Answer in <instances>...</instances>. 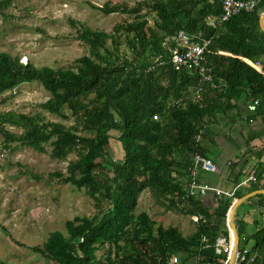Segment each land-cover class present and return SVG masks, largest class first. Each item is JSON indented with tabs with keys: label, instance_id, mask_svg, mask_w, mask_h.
Instances as JSON below:
<instances>
[{
	"label": "trees",
	"instance_id": "obj_1",
	"mask_svg": "<svg viewBox=\"0 0 264 264\" xmlns=\"http://www.w3.org/2000/svg\"><path fill=\"white\" fill-rule=\"evenodd\" d=\"M221 1L90 5L104 14L132 15L133 20L116 25L111 33L70 21L76 26L75 38L87 50L72 68H37L0 52V94L37 82L50 94L39 108L73 121L65 125L45 120L40 113L0 112L2 146L14 149L11 143H16L45 153L48 144L50 156L58 160L77 150L78 157L68 163L65 174L50 176L83 189L97 209L92 216L66 220L65 233L51 231L42 245L31 247L50 264H164L170 254L181 257L182 264L188 259L193 264L224 263L226 253L218 254L215 243L220 236L228 237L227 212L244 193L210 202L204 197L184 198L183 183L192 156L208 158V138L215 124L242 117L243 111L251 118L264 115V32L259 26L264 0L252 12L210 25L207 17L218 20ZM9 3L0 0L1 16ZM143 8L155 13L153 25L141 13ZM178 31L195 42H209L204 53L209 80L196 69H176L170 62L169 47ZM118 35L126 37L127 51H120ZM141 57L143 62L136 63ZM244 59L259 61L262 72ZM254 100L258 103L249 110ZM7 126L20 133L9 132ZM110 131L118 133L121 160L108 149ZM144 190L167 201V208L197 217L195 230L184 236L176 227L157 226L146 212L136 214ZM236 229L239 246L253 240L258 264H264V228L249 235L238 219Z\"/></svg>",
	"mask_w": 264,
	"mask_h": 264
},
{
	"label": "rangeland",
	"instance_id": "obj_2",
	"mask_svg": "<svg viewBox=\"0 0 264 264\" xmlns=\"http://www.w3.org/2000/svg\"><path fill=\"white\" fill-rule=\"evenodd\" d=\"M107 1L127 2L133 6L141 0H10L3 8L4 15H0V52L17 56L20 62L28 61L37 68H72L73 61L87 50L75 38L76 26L70 21L111 33L116 25L133 20L132 15L104 14L90 6L100 7ZM141 13L153 25L155 13L146 8ZM117 38L120 51H127L126 37L118 35ZM128 57L133 56L128 53ZM143 59H137L136 63H142ZM49 97L39 83H21L0 94V112L40 113L45 120L72 125L71 118H62L39 108V104ZM228 119L220 120L214 128L224 131ZM7 130L20 133V129L13 126H7ZM110 135L108 149L111 156L121 160L118 133L110 131ZM4 138L0 133V261L6 264H50L31 247L42 245L51 231L65 233L66 220L75 216H92L97 211L94 201L83 189L50 176L54 172L65 174L68 163L77 159V150L65 160H58L50 156L48 144L45 153L16 143H11L14 149H5L2 146ZM27 169L29 173L25 172ZM167 203L144 190L139 195L135 213L146 212L157 226H173L184 236L191 234L195 230L193 217L167 208ZM253 244L250 240L246 246L252 248ZM187 264H193V259H188Z\"/></svg>",
	"mask_w": 264,
	"mask_h": 264
},
{
	"label": "crops",
	"instance_id": "obj_3",
	"mask_svg": "<svg viewBox=\"0 0 264 264\" xmlns=\"http://www.w3.org/2000/svg\"><path fill=\"white\" fill-rule=\"evenodd\" d=\"M242 114V117L229 118L224 131L212 127L207 155L216 166L217 173L201 171L200 180L230 191L241 176L256 174L255 183L237 191L249 197L236 208L233 217L235 226L238 219L242 220L247 234L251 235L264 228V115L251 118L247 116L250 112L243 111ZM204 198L209 202L216 199L211 193Z\"/></svg>",
	"mask_w": 264,
	"mask_h": 264
},
{
	"label": "built area",
	"instance_id": "obj_4",
	"mask_svg": "<svg viewBox=\"0 0 264 264\" xmlns=\"http://www.w3.org/2000/svg\"><path fill=\"white\" fill-rule=\"evenodd\" d=\"M259 0H222L221 1V14L218 20L208 16L207 21L210 25L216 23L226 22L231 17L241 12H252ZM166 43H169L166 40ZM209 42H195L183 31H178L173 37L172 46L169 47L170 62L176 69L185 68L188 70L196 69L200 74L204 75L205 80H209V75L206 74L205 51L207 50ZM248 64L253 66L259 71L261 63L259 61L252 62L248 59H244ZM261 72V71H260ZM258 101L254 100L248 105L249 110H254ZM157 119V116H153ZM200 136L197 135L196 140H199ZM206 171L208 173H217L216 166L208 158L196 153L192 156V164L188 168V180L183 183L185 189L184 198L187 197H204L208 193L213 194L214 197L226 196L233 197L235 193L245 188L246 186L253 184L257 181L256 174L249 173L241 176L234 184L230 191H224L216 186L208 184L200 180V172ZM179 196L176 195L175 199ZM197 221V217H194ZM226 228L228 231V237H218L216 240V252L226 253V259L223 264H230L229 256L233 245V235L228 223V216L225 220ZM259 254L252 248H248L246 245L238 248L234 255V259L231 264H258ZM164 264H182L181 259L176 254H170L165 260Z\"/></svg>",
	"mask_w": 264,
	"mask_h": 264
},
{
	"label": "water",
	"instance_id": "obj_5",
	"mask_svg": "<svg viewBox=\"0 0 264 264\" xmlns=\"http://www.w3.org/2000/svg\"><path fill=\"white\" fill-rule=\"evenodd\" d=\"M259 26L261 28V30L264 32V12L261 14L260 16V19H259ZM259 71L262 72L261 70V67L259 68ZM261 192V191H260ZM262 193V192H261ZM247 197H249V195L247 196H243L242 198L240 199H236L232 202L229 210H228V223H229V226L231 228V231H232V235H233V245H232V249H231V252H230V256H229V262L230 264L232 263L233 259H234V255L236 253V250L238 248V245H239V235L237 233V230H236V226H235V223H234V214H235V210L236 208L242 203L243 200H245Z\"/></svg>",
	"mask_w": 264,
	"mask_h": 264
}]
</instances>
